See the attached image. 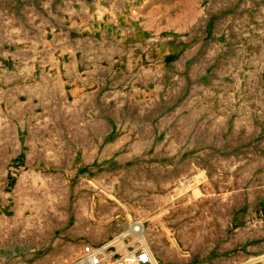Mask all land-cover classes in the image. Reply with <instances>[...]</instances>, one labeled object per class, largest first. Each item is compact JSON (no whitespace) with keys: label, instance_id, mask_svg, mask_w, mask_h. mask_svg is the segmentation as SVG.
Segmentation results:
<instances>
[{"label":"rangeland","instance_id":"374dc122","mask_svg":"<svg viewBox=\"0 0 264 264\" xmlns=\"http://www.w3.org/2000/svg\"><path fill=\"white\" fill-rule=\"evenodd\" d=\"M112 241L264 264V0H0V264Z\"/></svg>","mask_w":264,"mask_h":264},{"label":"built area","instance_id":"2783aa9c","mask_svg":"<svg viewBox=\"0 0 264 264\" xmlns=\"http://www.w3.org/2000/svg\"><path fill=\"white\" fill-rule=\"evenodd\" d=\"M116 243L112 241L106 246L86 245L77 264H152L145 247L129 251L124 256L115 259V255L109 253V249L116 247Z\"/></svg>","mask_w":264,"mask_h":264},{"label":"bare ground","instance_id":"6f19581e","mask_svg":"<svg viewBox=\"0 0 264 264\" xmlns=\"http://www.w3.org/2000/svg\"><path fill=\"white\" fill-rule=\"evenodd\" d=\"M135 226H136V228H134ZM135 226L132 227L133 232H137L138 235H139V237H140L142 240L146 241V239H145V228H144L143 224L140 222V223H136ZM145 251L149 254L150 259H151V261H152V264H159V263L154 259L153 255H152L149 251H147V250H145Z\"/></svg>","mask_w":264,"mask_h":264},{"label":"crops","instance_id":"0c3cea01","mask_svg":"<svg viewBox=\"0 0 264 264\" xmlns=\"http://www.w3.org/2000/svg\"><path fill=\"white\" fill-rule=\"evenodd\" d=\"M264 257H262V259H263Z\"/></svg>","mask_w":264,"mask_h":264}]
</instances>
